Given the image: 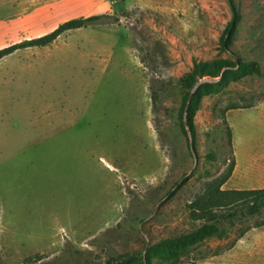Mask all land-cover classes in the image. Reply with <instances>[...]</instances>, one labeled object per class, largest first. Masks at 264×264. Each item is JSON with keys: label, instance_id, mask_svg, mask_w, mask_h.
Here are the masks:
<instances>
[{"label": "rangeland", "instance_id": "rangeland-1", "mask_svg": "<svg viewBox=\"0 0 264 264\" xmlns=\"http://www.w3.org/2000/svg\"><path fill=\"white\" fill-rule=\"evenodd\" d=\"M234 1L243 20L224 50L230 0H0V49L107 15L0 60V264H141L149 245L207 221L195 203L233 156L222 189L264 188V75L205 97L193 146L176 126L178 79L196 63L241 57L264 71V0ZM232 104L253 105L226 113L233 149ZM262 219L239 211L226 237L154 264H264Z\"/></svg>", "mask_w": 264, "mask_h": 264}, {"label": "trees", "instance_id": "trees-1", "mask_svg": "<svg viewBox=\"0 0 264 264\" xmlns=\"http://www.w3.org/2000/svg\"><path fill=\"white\" fill-rule=\"evenodd\" d=\"M230 6L232 18L221 37V43L224 50H229L231 46L234 45L243 20L242 13L234 0H230ZM106 16V14H96L90 17H77L70 19L47 34L25 39L0 49V60L20 50L46 47L58 40L63 34L72 30H78L94 25L106 18ZM263 75L264 71L259 61L245 60L241 57H237L236 59L219 58L210 62L196 63L188 72L178 79V85L182 93L181 101L177 108V113L175 114L178 132L188 139V130L185 124L186 120L188 128L192 133V137L195 139V116L200 110L205 97L218 93L244 78ZM204 78H212L214 81L203 83L188 104L189 95L195 84ZM166 88L167 86L162 82L159 85L157 83L151 84L154 115L158 114L161 99L164 98V94L167 93ZM251 107H253L251 104L245 106L232 104L222 111V123L224 124L225 133L231 149H233V132L228 123L226 113L231 109ZM207 157L216 160L215 153H211ZM235 166L236 160L233 156L226 171L219 176L217 180L210 183L206 189L204 197L196 201L195 204L197 205V208L195 213H199L198 216L206 218L207 221L190 232L168 237L149 245L146 248L141 264H154L156 261L177 262L181 257L188 253L190 249L206 240L215 237H226L227 229L224 226V222H233L238 216L239 211L243 212V216L246 215V212L251 216L263 214L264 188L250 190L222 189L223 185H225L231 178ZM222 206H234V209L227 214L219 216L214 212L213 208ZM256 226H264V219L258 221ZM133 261L134 260L130 258L129 254H124L118 258H113L111 263L132 264Z\"/></svg>", "mask_w": 264, "mask_h": 264}, {"label": "water", "instance_id": "water-1", "mask_svg": "<svg viewBox=\"0 0 264 264\" xmlns=\"http://www.w3.org/2000/svg\"><path fill=\"white\" fill-rule=\"evenodd\" d=\"M212 81H214L212 78H204V79L200 80L199 82H197V83L195 84L194 88L192 89L190 95H189L188 104L190 103V101H191L193 95L197 92L198 88H199L203 83H205V82H212ZM187 107H188V106H187ZM185 118H186V117H185ZM185 124H186V126H187L188 134L191 136V146H193L192 133H191L190 129L188 128V125H187L186 120H185ZM192 151H193L194 154H195V151H194L193 147H192Z\"/></svg>", "mask_w": 264, "mask_h": 264}]
</instances>
